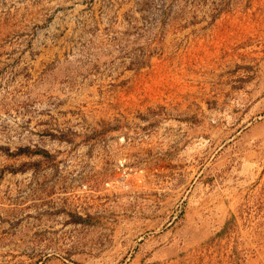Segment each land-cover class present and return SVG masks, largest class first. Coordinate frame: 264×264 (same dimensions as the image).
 I'll return each instance as SVG.
<instances>
[{"label":"rangeland","instance_id":"obj_1","mask_svg":"<svg viewBox=\"0 0 264 264\" xmlns=\"http://www.w3.org/2000/svg\"><path fill=\"white\" fill-rule=\"evenodd\" d=\"M0 264H264V0H0Z\"/></svg>","mask_w":264,"mask_h":264}]
</instances>
